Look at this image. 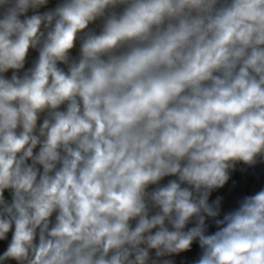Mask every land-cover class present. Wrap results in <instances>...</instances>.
<instances>
[{"label":"crops","instance_id":"0c3cea01","mask_svg":"<svg viewBox=\"0 0 264 264\" xmlns=\"http://www.w3.org/2000/svg\"><path fill=\"white\" fill-rule=\"evenodd\" d=\"M262 53L264 0H0V264H264V108L234 123L232 103L185 115L174 97L175 78L218 76L226 60L242 64L238 92ZM104 72L116 74L109 97ZM44 145L57 169L37 167ZM149 167L164 171L151 206L136 181ZM54 211L68 228L21 256Z\"/></svg>","mask_w":264,"mask_h":264},{"label":"built area","instance_id":"2783aa9c","mask_svg":"<svg viewBox=\"0 0 264 264\" xmlns=\"http://www.w3.org/2000/svg\"><path fill=\"white\" fill-rule=\"evenodd\" d=\"M234 10V7L230 8ZM82 32H86L84 28H80ZM17 54L20 58H24L26 53L22 45L17 47ZM264 54V53H262ZM253 74L257 80L256 94L252 99H258L262 101V106L251 107L247 104H236L229 99V93L235 89L243 81V69L242 64L235 60H226L222 66L220 74L218 76H209L206 70H202L197 74H181L175 81L178 84L177 89L174 91V97L176 98L177 111L185 115L192 114L193 111L200 109L201 103H208L215 105L219 110H223L222 107L226 102L232 103L231 107L226 110L228 117L234 123H247L250 121H259V114L261 108H264V60L253 68ZM65 75L61 74L60 77L64 78ZM116 82V74L112 72L103 73V83L105 87V93L109 97ZM113 109V104L111 103ZM82 129H76L77 132H81ZM168 146L176 147L179 143V133L175 130H171L170 138L168 139ZM213 146V143L208 142L202 144V149H208ZM261 151H264V145L261 146ZM36 163L37 167L53 168L57 169L56 153L53 149L44 145L36 151ZM256 171L264 172V162H259L255 167ZM164 171L158 168L149 167L142 171L136 177V181L142 188L143 194L148 201V205L154 204V196L159 191L161 177ZM193 183L188 184V188H193ZM252 186V184H251ZM245 185H240L237 190L244 191ZM77 206L84 208H99L101 210H109L119 208L122 206H130L129 201L121 202H104L100 200L89 201L81 197L77 198ZM168 217H162L161 223H166ZM153 222H149L146 234H151V227ZM69 226L67 222V216L60 211H54L47 216H42L39 219V230L33 232L20 240L18 246V253L22 256L28 250L40 251L43 248L44 242L47 240V233L51 228L67 229ZM221 218L217 212L212 215V224L210 229V235H216L220 231ZM254 254L257 257H264V250L256 249ZM242 264H253L252 257L248 253H242Z\"/></svg>","mask_w":264,"mask_h":264},{"label":"trees","instance_id":"16d2710c","mask_svg":"<svg viewBox=\"0 0 264 264\" xmlns=\"http://www.w3.org/2000/svg\"><path fill=\"white\" fill-rule=\"evenodd\" d=\"M253 73V72H252ZM252 76V75H251ZM248 85L245 88H241L238 92L229 93V99L231 98L236 104H241L243 101H246L256 94L257 80L253 74L251 80L248 81ZM183 261L177 262L176 264H182Z\"/></svg>","mask_w":264,"mask_h":264},{"label":"water","instance_id":"95a60500","mask_svg":"<svg viewBox=\"0 0 264 264\" xmlns=\"http://www.w3.org/2000/svg\"><path fill=\"white\" fill-rule=\"evenodd\" d=\"M204 103H201L200 110L202 111Z\"/></svg>","mask_w":264,"mask_h":264}]
</instances>
